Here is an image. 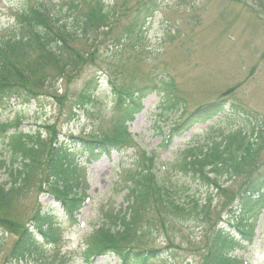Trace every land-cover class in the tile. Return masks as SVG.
<instances>
[{"label":"rangeland","instance_id":"obj_1","mask_svg":"<svg viewBox=\"0 0 264 264\" xmlns=\"http://www.w3.org/2000/svg\"><path fill=\"white\" fill-rule=\"evenodd\" d=\"M73 1L81 0H0V52L10 49L9 40L15 36L28 37L30 27L22 17L23 11L41 4L53 13L55 5ZM139 1L105 0L107 5L119 4L123 10ZM123 2L127 3L123 5ZM156 2H161V7L146 27L140 29L141 37L114 40L119 32L114 28L97 40L91 35L90 46L83 41L70 47L71 53L76 50L89 54L91 48L95 49L91 55H81L78 59L77 55H68L64 61L53 57L47 64L36 67L45 48L35 46L40 55H31L34 69L25 70L16 64L14 80L23 73L44 88L31 105L14 101L7 109H0V126L21 124L12 126L7 134L0 131V163L7 164L0 167V183L11 187L10 171L14 163L7 146L10 133L17 130L41 133L47 146L58 142L70 151L72 180L82 202L78 210L71 212L56 200L40 178L31 179L28 186L1 200L0 264H120L115 255L88 259L85 251L93 244V234L127 209L124 177L144 153L156 157L158 176L171 173L178 197L182 199L179 201L189 209L195 193L201 203H205L207 193L206 190L197 193L198 185L182 172L185 153L240 129L252 132L256 128V133L264 130V0ZM121 17L119 12L117 18ZM126 21L123 14L116 25L123 28ZM122 43L126 44L122 46ZM18 55L7 57L14 64ZM64 69L68 83L59 80L51 85L49 78ZM101 72L125 87L151 84L155 78L172 79L185 109L163 119L160 96L153 94L143 100V111L134 116L135 120L126 122L118 111L119 100L113 96L107 78L89 107L84 111L75 109V100L85 80ZM224 99L238 103L252 116L227 109L182 136L176 133L171 136L177 120ZM82 138L106 143L113 151L90 163L78 143ZM15 165L13 168L17 169L21 162ZM257 167L264 171V139ZM225 181L223 178L222 182ZM242 183V179L226 183V191L215 197L208 224L200 217L195 219L192 213L176 216L152 209L145 217L136 244L138 248L157 251L149 254L148 264H204L214 227L221 222L230 224L227 233L233 243L227 242L224 247L227 258L243 264H264V197L247 212L238 209L236 203L227 204L231 197L237 198ZM39 211L53 219L54 231L60 237L54 242L39 236L38 251L25 261L11 260L19 237ZM239 217L245 235L234 228L233 219ZM107 228L114 230L110 224Z\"/></svg>","mask_w":264,"mask_h":264},{"label":"trees","instance_id":"obj_2","mask_svg":"<svg viewBox=\"0 0 264 264\" xmlns=\"http://www.w3.org/2000/svg\"><path fill=\"white\" fill-rule=\"evenodd\" d=\"M126 3L123 2V5ZM159 7H161L160 2L157 3L156 0H140L136 5L124 10L119 4L114 7L107 5L105 0H81L70 4L63 3L61 6L55 5L53 13L49 8H43L41 4L23 11L22 17L30 27L28 37L24 34L15 36L9 40L10 49L0 52V109H7V106L14 101H19L22 105H31L40 96V90L44 87L33 83L29 75L22 73L15 80L13 79L17 63L25 70L31 71L35 68L31 67V55H40L35 46L45 48L44 56L36 67L47 64L53 57L64 61L68 55H77V59L81 55H91L95 49L91 48L89 54L76 50L71 53L70 47L73 43L83 44V41L90 46L91 35H94L97 40L98 37L113 32L114 28L119 29L114 40L125 41L139 37L140 29L154 17ZM119 12L122 13L121 18H117ZM123 14L127 16V21L122 28L116 24L123 19ZM125 44L122 43V46ZM15 54L20 55L16 57L13 64L7 56ZM65 78L64 69L58 71L57 76H51L48 81L53 85L59 80L67 82ZM106 78L113 96L117 101L119 100L118 111L123 113V120L126 122L135 120L134 116L143 111V100L153 94L160 96L159 110L160 117L163 119L185 109L183 99L179 96L172 79L157 80L155 78L151 84L125 87L116 84L104 72L98 75L93 74L85 80L75 100V109L84 111L89 107L96 99ZM242 108L231 99L208 104L186 118L180 119L181 122L177 120L171 130V136L173 133H176L178 137L182 136L194 126L213 120L225 113L227 109H230L232 113L252 116L245 113ZM12 126L20 127L21 124L1 125L0 131L7 134V130L10 131ZM10 134L12 135L9 137L7 146L14 163L10 171L11 187L7 188L8 184L0 183V203L1 200L12 197L20 188L28 186L31 179L40 178L62 206L71 212L78 210L82 199L77 195L76 183L72 180L74 169L70 166V151L58 142L55 144L52 142L47 146L41 133L31 134L17 130ZM263 139V129L258 133L256 128H253L252 132L240 129L221 137L220 140L212 141L206 147L188 150L184 158L186 161L181 167L182 172L189 175V178L198 185L197 193L201 190H206L207 193L205 203H201L195 193L191 198L192 207L189 205V209L185 203L179 201L181 198L178 197V188L173 183L171 173L170 176L167 174L158 176L156 157L144 153L135 163L134 169L124 177L128 196L127 209L124 213L116 214L109 223L93 234L94 241L85 251L86 257L93 259L115 255L119 258L120 264H148L149 254L157 251L138 248L136 244L138 237L142 235L145 217L147 218L152 209L169 211L176 216L192 213L195 219L199 220L200 217L208 224L215 197H220L226 191V183L233 182L234 179H242L243 183L237 198L231 197L227 204L232 206L236 203L238 209L244 212L249 211L252 205L260 204L264 197V171L261 167H257V159L262 151ZM117 140L120 139L117 137ZM78 141L82 153L87 155L90 163L110 155L113 151L101 141L84 138ZM18 161L21 162V166L17 169L13 168ZM6 166L5 162L0 163V167ZM223 178H226L225 182H222ZM233 223L234 228L246 234L242 229V218H234ZM109 224L114 227V230L107 228ZM29 225L30 227L22 232L12 250L11 260L13 261H25L38 251L39 236L54 242L60 236L54 231L53 219L47 214H42L41 211L34 214ZM229 225L227 222H221L214 227L212 242L204 264H243L237 259L227 258L225 254L224 247L227 242L233 243L227 233Z\"/></svg>","mask_w":264,"mask_h":264}]
</instances>
